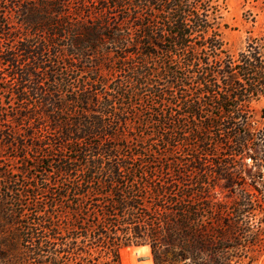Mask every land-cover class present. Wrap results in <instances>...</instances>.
<instances>
[{
	"label": "trees",
	"instance_id": "trees-1",
	"mask_svg": "<svg viewBox=\"0 0 264 264\" xmlns=\"http://www.w3.org/2000/svg\"><path fill=\"white\" fill-rule=\"evenodd\" d=\"M193 1L5 0L0 60L17 109L4 120L0 108V148L72 182L32 223L50 238L27 229L0 259L120 264L121 249L148 246L153 264H237L259 242L245 184L264 209V124L250 108L264 97V27L233 58ZM91 59L114 77L96 79ZM11 177L0 169V185L22 183ZM14 214L0 203V226ZM59 225L78 233L68 245Z\"/></svg>",
	"mask_w": 264,
	"mask_h": 264
},
{
	"label": "rangeland",
	"instance_id": "rangeland-1",
	"mask_svg": "<svg viewBox=\"0 0 264 264\" xmlns=\"http://www.w3.org/2000/svg\"><path fill=\"white\" fill-rule=\"evenodd\" d=\"M18 1H24L26 3L34 2V0ZM5 6V0H0V9ZM196 7L198 9L204 8L208 14L207 20L211 23L213 30L209 31L207 37L214 35L215 38L220 41L221 49L226 51V53L233 58H236L239 53L245 50L249 38L258 39L260 37V32L264 27V0H200V2L196 4ZM11 15L12 20L16 21V16L13 13ZM194 36L198 42L200 39L198 33L194 34ZM257 41L260 43L261 47L264 48L263 42L259 40ZM0 42L3 44H9L11 41L5 40L4 42L3 39H0ZM203 53L205 52L202 51L200 54L201 57L206 55ZM207 53H209L208 50ZM261 53L263 54L264 59V49L261 50ZM103 63L105 65H96L95 60H88V70L96 73L95 77L99 80H102L103 78L110 79L114 77L113 72H109L108 68H104V66L113 68V65L109 64V62ZM1 64L2 60H0V108L1 110L7 112L4 113L3 111V119L5 120L9 119V116H5V114L11 115L14 113V111H16L17 102L14 99L12 91L13 82L8 81L9 78H6L7 69ZM210 65H212V63ZM138 103L139 102H136L135 105L137 106ZM250 108L253 111L254 119L257 121L258 125L264 124V119L261 118L264 116V97L251 101ZM0 149V169L10 173L12 176L11 178L13 179H22V183H19L15 187L14 185H6L3 182L2 185H0V203L4 207L14 211V217H16L18 222V225L10 227L6 225L5 220H3V224L0 226V248H6L8 245L14 244L17 249L22 250L25 245H27H24L22 242L26 237L27 229H37L36 232H38L39 238L46 240L50 238L47 231L34 226L32 223L34 220L40 221L46 217V215L44 216V213L48 212L47 209H49L48 205L50 203L60 202L57 195H52L53 192H58L64 185L72 182V180L66 181L64 178L53 175L54 168L51 166L45 165L38 166L37 168L32 167L37 163L31 161H27L28 163L23 162L17 157L19 152H15L12 150V148L1 146ZM248 162L249 167H251L249 160ZM139 182L140 179L135 178L133 185L139 186ZM156 185L157 180L152 179L151 186L154 187ZM245 186L252 194L253 201L258 209L254 219V222H258L261 217L264 218L263 205L261 204L259 198L256 197L255 192L249 186L247 180ZM7 189L11 190L12 192L6 193ZM217 191L221 192L222 189L218 188ZM47 192H51V194L48 195L46 194ZM147 198L148 200L146 201L150 205L152 212H154V204L156 201H158V199L153 196ZM89 220L95 221L92 215L90 216ZM63 226L64 225H59L58 227H55L57 233L55 237L58 240L56 242L58 245H68L71 242L69 236H71V234H78L75 232L71 233L70 231H66ZM125 226L126 225H122V227ZM261 229L259 242L253 246L248 245L244 251H240V258L235 259L237 264H264L263 225H261ZM31 233L32 232L30 231L29 234ZM76 244L78 245L77 248L81 247L79 240L76 241ZM119 255L120 264H122V255H125L127 264H153L150 248L148 246L126 247L120 250ZM102 260L104 261V259ZM11 261V259H0V264H24L23 262Z\"/></svg>",
	"mask_w": 264,
	"mask_h": 264
}]
</instances>
